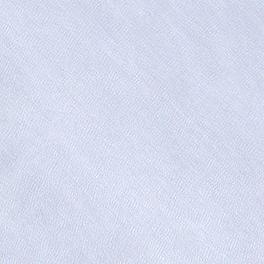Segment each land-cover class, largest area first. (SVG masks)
I'll return each instance as SVG.
<instances>
[{
  "label": "water",
  "instance_id": "1",
  "mask_svg": "<svg viewBox=\"0 0 264 264\" xmlns=\"http://www.w3.org/2000/svg\"><path fill=\"white\" fill-rule=\"evenodd\" d=\"M0 264H264V0H0Z\"/></svg>",
  "mask_w": 264,
  "mask_h": 264
}]
</instances>
